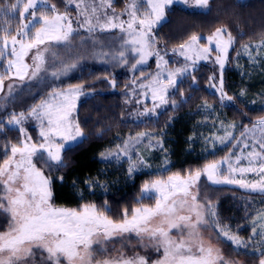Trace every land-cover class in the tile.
Instances as JSON below:
<instances>
[{"label":"snow or ice","instance_id":"6c2138e0","mask_svg":"<svg viewBox=\"0 0 264 264\" xmlns=\"http://www.w3.org/2000/svg\"><path fill=\"white\" fill-rule=\"evenodd\" d=\"M47 3L48 0H15L14 3L0 0V14L9 19H15L18 15L20 19L15 32L8 26L0 27L3 33L0 35V61H6L5 73L0 75V89L9 75L21 81L27 77L39 85L42 79L46 80L41 73L47 72L45 65L48 60L55 62L59 59V51L71 53V39L77 31L73 27V20L67 11L59 12L54 4L48 8ZM83 3L84 0H76L78 15L83 16V20L78 19L76 24L80 28L87 25L86 31L89 33L94 32L96 27L100 31L119 27L121 32H126L124 45L130 46L128 51L137 57L131 65L135 71L137 65L146 63L152 55L158 58L157 68L160 67V61H164V58L159 51L153 52L156 38L152 35V29L164 21L166 9L174 4L187 3V0H147L149 10L144 12L133 2L126 9L125 14L129 17L127 21L115 15L109 16L106 11L101 13L102 5L96 6L95 3L90 8L85 6L81 9ZM209 4L210 0H195V5L201 9H207ZM108 7H111V0H108ZM202 39L192 34L179 45L181 55L186 60L193 59L188 53H193L195 59H206L212 49L206 45L197 47ZM207 39L208 44L215 43V50L219 53L216 63L223 69L228 49L234 41L233 36L225 27L217 28ZM261 46L264 47V44ZM30 53L31 63L27 62ZM118 56L121 63H128L123 48L118 51ZM74 67L75 63L65 64L62 71L66 74ZM187 71L188 65H185L163 78L158 72L151 81L153 108H145L143 115L149 118L157 116L155 109L168 102L169 86L179 91L176 77ZM51 75L59 78L55 71ZM192 79L195 81L194 76ZM111 84L115 87L114 79ZM140 87H145L143 82ZM220 93L221 102L233 99L223 91L222 78ZM82 94L79 87L69 86L67 90L53 87L48 92V99H42L40 104L28 110V116L39 122L40 143L29 142L32 138L23 126L26 120L24 112L6 114V124L0 119V131L5 127L18 126L22 137L10 145V151L9 146L5 145L3 162L0 163V213L6 216V230L0 231V264H36L34 258L37 254L42 257L40 264H233L224 258L219 249L203 243L200 234L214 223L209 217H215L216 214L210 200L207 205L203 204L192 189L197 188L201 176L205 175L213 185L238 184L264 192V178L255 183H246L243 178L237 179L233 175L237 171L241 174L257 171V158L259 172L264 173V117L259 118L251 128L245 126V131L241 133L246 136L251 132L254 136L256 130L261 132V137L247 153L248 167H234L230 158L225 157L222 161L206 164L187 178L175 174L169 176L167 181L157 179L144 183L141 198H151L150 194L155 192V206H140L131 212L125 208L122 218L117 221L110 218L111 209L107 206L98 208L93 203L80 208L54 206L51 202V180L43 168L37 166L41 164L49 170L53 167L58 170L64 166L61 152L71 150L73 143L78 144L84 139V132L75 116L77 100ZM157 99L159 104L155 103ZM172 103L175 106L176 101L173 99ZM145 136L146 133H139L136 137H130L117 145L115 152L109 150L104 158L115 157L119 161L126 157L129 163L127 171L131 177L147 166L145 159L140 156L133 159L131 154L135 145L141 143ZM156 139L157 146L162 147L159 138ZM256 145L262 151H256ZM152 146L149 144V147ZM245 147L249 145L245 143ZM239 159L237 157V164ZM225 164L228 166L226 172L223 167ZM220 232L238 247L247 246L228 230L220 229ZM133 235L146 252L151 250L159 255L155 259L138 253L130 257L120 255L106 258L109 242L115 237L131 242ZM253 235H256L255 230ZM259 264H264V251L261 252Z\"/></svg>","mask_w":264,"mask_h":264},{"label":"trees","instance_id":"16d2710c","mask_svg":"<svg viewBox=\"0 0 264 264\" xmlns=\"http://www.w3.org/2000/svg\"><path fill=\"white\" fill-rule=\"evenodd\" d=\"M68 1L56 0L62 6ZM127 2L116 0L113 8L121 13ZM19 24L18 15L9 19L0 14V27L8 26L15 32ZM222 26L235 38L223 73L216 63L195 64L193 71H187L179 79V91L175 89L167 100L171 104L155 109L157 116L143 115L145 108H153V103L149 99L143 103L140 98L143 95L140 93L145 92V88L140 87L141 82L157 70L156 58L151 67L135 75L129 76L115 66H85L77 77L67 80L66 84L70 85L62 88L79 87L92 97L81 101L77 114L84 139L71 150H64L63 167L44 170L51 180L54 206L80 208L88 203L98 208L107 206L111 209L110 218L118 221L125 208L131 212L133 208L152 205L153 198H141L144 183L174 174L193 173L222 158L241 137L248 120L264 116V47L261 46L264 44V0H212L210 9L196 12L181 5L173 6L154 37L162 53L172 58L174 55L170 52L179 49L192 34L206 38ZM201 44L206 45V40L202 39ZM170 65H174L173 60ZM5 69L6 61H0V75H4ZM221 74L224 91L233 97V105H224L219 96L210 91L212 75L220 78ZM113 79L115 87L111 84ZM135 82L138 87H134ZM25 127L37 142L34 121H28ZM139 133L146 136L131 154L133 159L137 156L145 159L147 166L129 177L126 157L119 161L115 157H104L109 150L115 152L117 145ZM21 138L17 127L0 131V163L5 145L10 151V145ZM156 138L162 147L157 146ZM214 189L217 194L211 206L216 215L209 217L214 221L209 227L220 252L233 264H259L264 251V194L227 187ZM220 229L238 236L247 246L233 244Z\"/></svg>","mask_w":264,"mask_h":264},{"label":"rangeland","instance_id":"374dc122","mask_svg":"<svg viewBox=\"0 0 264 264\" xmlns=\"http://www.w3.org/2000/svg\"><path fill=\"white\" fill-rule=\"evenodd\" d=\"M116 0H111V7H108V0H84V3L81 5V9H83L85 6L91 7L95 3L96 6H101L100 11L101 13L106 11L109 16L115 15L120 17L121 20L127 21L129 19L128 15L126 13V9H128L129 4L131 3H136L138 7L141 8V11H148L149 9L147 8V0H127V4L123 11L121 13H118L115 11L113 8L114 3ZM245 1V0H242ZM212 0H210V4L207 9H201L195 5V0H187V3L184 4H174L173 6L176 5H181L182 7L186 8L189 11L196 12V11H207L210 9ZM55 5L57 10L61 13H64L67 11L69 17L73 20V27L77 29L73 33V37L71 39V48L72 51L71 53H68L66 51H59V59H57L55 62H52L51 59L48 60L46 63L45 67L47 68L46 73H41L42 77H46V80L42 79L37 85V82L35 80H30L29 78H25L24 81L19 80L17 77L14 75H9L7 76L4 81H3V88L0 89V119L3 121H7V115L8 113H20L24 112L26 116V120L24 123V128L27 131V135L31 136V141L30 143H40L42 142V138L39 136V122L35 120L33 117L28 116V110L31 109L33 106H36L40 104L42 99H48V92L51 90V88H60L67 90V88H62L63 85H70L66 84L69 80H71L74 77H77L78 72L85 66H88L89 68H111L113 66L116 67L118 71L121 70V72H124L126 74L130 75H135L136 73L138 74L139 71L148 69L151 67V62L153 59L158 58L155 55L149 56L147 58V62L142 64V65H137L136 70L133 71L131 65L134 63L135 59L137 58L136 56L132 55L129 51L128 48L130 46H125L124 45V39L127 38V33L126 32H121L119 27L111 29L109 31H100L99 27H96L94 33H89L86 31L87 25H85L84 28H80L77 24L76 21L83 20V16L78 15V11L76 8V0L75 1H68L65 6H62L61 4H58L56 0H48V3L46 7L50 8L51 5ZM169 7L166 9V15L164 21H162L158 26H154L152 29V35L154 36V32L158 27L162 25V23L165 22L167 18V11L171 8ZM122 16H126L124 19H122ZM126 27V25H125ZM220 28H225V27H220ZM97 30V31H96ZM215 32V31H214ZM213 32V33H214ZM212 33V34H213ZM210 34V35H212ZM208 35L206 38H203L206 40L207 44L206 46L210 47L212 49L210 54H207L206 59H195V56L193 53H188L189 56H192L193 59L186 60L184 55H181V49L174 50L170 52L174 56L172 58H168L165 56V54L162 53V49L160 47L155 46L153 49V52L159 51L160 55L163 56L164 61H167V63H164V61H160V67L157 68L156 71L150 73L147 75L146 81L143 82L145 85V92H141L140 94H143L140 98L143 103H145L146 99H149L152 101L153 105V99H152V92H151V81L152 78L160 72L162 74V78L167 76L168 73L176 72L177 69L183 68L185 65H188V71H193L195 68V64L198 63H209L213 64L216 63L217 61V56L219 53L215 50V43L208 44ZM232 35V34H231ZM226 38V36H225ZM234 38V36H233ZM235 45V38L233 41V44L229 47L228 52H227V58L225 60V65L224 68L221 69L219 64L216 63L219 66V71L221 70V73H223L224 69L227 66V63L230 58V53L233 50ZM199 46H204L201 44V41L197 45ZM43 47V46H41ZM125 50L126 56L128 58V63L124 64L120 62V58L118 56V51ZM35 52V49L32 50V53ZM32 53L29 54L28 61L31 63V55ZM71 57V58H69ZM173 60L174 65H170L171 61ZM193 60H195V63H193ZM211 61V62H210ZM69 63H75L76 67L71 68L66 74L62 71L63 67L65 64ZM154 70V69H152ZM55 71L58 73L59 78H53L51 73ZM116 72V71H115ZM185 74L178 75L176 77L177 79V84L180 82L179 79L184 76ZM221 78L223 79V75L221 74L220 78L217 77L216 75H212L211 77V82H210V91H213L216 93L220 100H221V93H220V80ZM146 83V84H145ZM136 84V85H135ZM134 87H138V83L135 82ZM11 87V91H9V86ZM76 88V87H73ZM82 90V88H80ZM176 88H173L169 86L168 88V95H167V100L169 99L171 93L175 90ZM223 91H224V86H223ZM83 94L79 97L77 100V107L75 110V116L77 118L78 114V109L81 104V101H85L92 97L91 94H85L84 91H82ZM225 92V91H224ZM131 94V92H130ZM132 95V94H131ZM36 101V102H35ZM39 101V102H38ZM159 102V100H156ZM38 102V104H37ZM156 103V102H155ZM160 103V102H159ZM158 103V104H159ZM224 105H233L232 100H227L224 99L222 102ZM157 104V103H156ZM171 104L170 101H168L165 104H160L159 107L161 109L164 108L165 105ZM158 107V108H159ZM264 117V116H263ZM260 117L249 119L248 123L246 126L248 128H251L252 125L259 119ZM78 120V119H77ZM28 121H34V125L36 129L38 130L37 132V142H35V139L32 137V135L29 133L27 127H25V124ZM18 128V126H17ZM245 131V127H244ZM243 131V132H244ZM261 137V132L259 130L255 131V134L253 136V133L248 132L246 136H242L238 138L236 141L235 145L225 154L222 158L214 161V162H219L224 160L225 157H229L233 166L234 167H248V156L247 153L251 150V146L256 143V141ZM71 143V142H70ZM245 143L249 145V147H245ZM76 143H73L75 145ZM140 143L136 144L138 146ZM134 147V148H135ZM133 151V149H132ZM256 151H262L259 149L258 145H256ZM64 151L61 152V157ZM239 157V164L236 163V159ZM258 164H259V159L257 158V163L255 167L257 168V171L255 172H246L241 174L240 172H235L233 175L235 178L240 179L243 178L246 183H255L260 181L262 178H264V173H260L258 169ZM38 167H42L43 171L44 170H49L47 167H44L41 164L37 165ZM225 172L227 171V164L223 165ZM203 169V168H202ZM45 172V171H44ZM194 173V172H193ZM190 173L180 175L181 177L187 178ZM47 176V174L45 173ZM175 175V174H174ZM173 176V175H171ZM169 177V176H168ZM168 177L160 178V180L167 181ZM157 180V179H156ZM154 181V180H152ZM150 181V182H152ZM147 182V183H150ZM221 187H227V188H232V189H238L242 190L245 192L249 193H257V194H264V192L261 191H253L250 188H244L241 187L238 184H219V185H213L211 184L210 181L207 180V177L205 175H202L199 182L197 183V188L192 189L193 194L197 195V199L202 202L203 204L207 205L209 200L212 203L214 197L216 196V190L214 188H221ZM198 189V192H197ZM157 194L155 192L150 194V197L154 199V202L151 204L152 205H142L144 207H154L155 206V197ZM144 198H148L147 196ZM143 198V199H144ZM52 202V198H51ZM140 207V206H139ZM6 230V216L3 213H0V231H5ZM175 232V230H173ZM127 235V234H126ZM203 237V243L205 246L211 245L213 248L219 249L218 243L216 242V239L214 237V234L211 230V228L208 226V230L201 232L200 234ZM95 247V246H94ZM140 254V255H145L149 256L152 259H155L159 254L152 252L151 250L145 251L143 248H141L140 244L137 243L136 237L133 235L131 236V242H129L128 239H121L120 237H115L111 242H109L108 246V254L106 258H117L120 255H124L126 257L133 256L135 254ZM46 256V253L44 254ZM101 257H97V259H100ZM35 261L36 264H40V261L42 257L37 254L35 256Z\"/></svg>","mask_w":264,"mask_h":264}]
</instances>
